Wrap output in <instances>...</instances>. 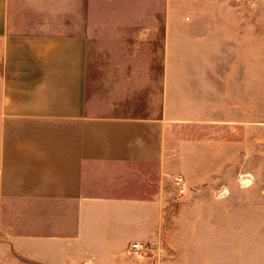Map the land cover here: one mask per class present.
Listing matches in <instances>:
<instances>
[{
	"label": "crops",
	"instance_id": "obj_1",
	"mask_svg": "<svg viewBox=\"0 0 264 264\" xmlns=\"http://www.w3.org/2000/svg\"><path fill=\"white\" fill-rule=\"evenodd\" d=\"M140 1L0 0V264H264V185L199 196L198 231H174L177 203L158 186L175 122L168 74L156 108L143 104L149 74L122 65L154 27ZM253 29L231 37L246 127ZM161 35L167 65L173 27Z\"/></svg>",
	"mask_w": 264,
	"mask_h": 264
},
{
	"label": "rangeland",
	"instance_id": "obj_2",
	"mask_svg": "<svg viewBox=\"0 0 264 264\" xmlns=\"http://www.w3.org/2000/svg\"><path fill=\"white\" fill-rule=\"evenodd\" d=\"M140 4L141 11L150 15L143 23L146 20L154 27L148 36L143 33L136 48L120 50L122 65L130 72L136 64L143 76L149 74L151 81H141L147 86L142 91L143 104L147 99L156 108L168 74L175 122L172 137L168 128V174L162 175L159 169L158 186H167L164 195L177 203L172 210L174 231L195 233L199 196L208 200L209 195L227 199L233 195L240 200L257 194L235 186L264 185V0H141ZM166 24L173 27L167 65L161 35ZM246 26L254 28L249 72L253 92L248 98L253 123L248 127L241 112L246 108L242 65L236 64L231 44V37L244 35ZM133 40L137 39L125 37L126 42ZM102 52L98 50V56ZM236 118L237 122L231 120ZM230 188L236 191L227 192Z\"/></svg>",
	"mask_w": 264,
	"mask_h": 264
},
{
	"label": "built area",
	"instance_id": "obj_3",
	"mask_svg": "<svg viewBox=\"0 0 264 264\" xmlns=\"http://www.w3.org/2000/svg\"><path fill=\"white\" fill-rule=\"evenodd\" d=\"M148 249H149L148 247H145V246H142L139 244H133L132 247L130 248L129 252L137 254V253L145 252Z\"/></svg>",
	"mask_w": 264,
	"mask_h": 264
}]
</instances>
